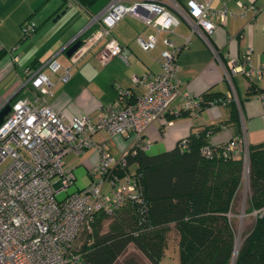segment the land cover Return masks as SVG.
<instances>
[{
	"label": "built area",
	"instance_id": "1",
	"mask_svg": "<svg viewBox=\"0 0 264 264\" xmlns=\"http://www.w3.org/2000/svg\"><path fill=\"white\" fill-rule=\"evenodd\" d=\"M208 2L187 0L181 5L178 0H109L79 32L81 34L91 25H96L68 57L71 62H76L105 37L104 47L97 54L99 62L105 64L114 56L124 59L123 45L110 31L127 14L136 16L157 32L168 33H174L173 28L182 18L201 37L222 67L229 87L224 96L204 100L202 95H194L179 87L176 64L181 47L169 37L162 40L167 48L159 53L161 71L130 78L134 83H143L144 92L134 95L130 88L118 87L115 99L101 105L93 117L75 115L65 119L49 103L53 95L52 84L43 69L47 67L56 72L62 68L58 78L66 81L71 75L68 66L62 67L51 57L35 67L24 68L23 85L29 86L32 96L11 102L9 112L0 122V165L7 162L0 170V264H83L77 250V237L82 230L90 228L96 212L112 215L127 199L140 200L137 175L124 169L129 148L139 146L151 123L156 120L166 122L165 112L176 99H179L177 114L197 111L207 105L235 104L239 132L226 141L222 153L240 157L248 175L245 121L233 76L242 74L246 79L262 80L264 62L254 65L250 46L241 57L223 58L211 38L215 26L224 23L232 12L225 4L214 9ZM67 3L71 5L72 0H67ZM239 5L247 8L242 3ZM250 8L253 12L258 10L254 6ZM21 28L24 36H28L34 31L35 23L25 22ZM135 41L141 49L149 51L156 45L157 34L139 33ZM14 47L16 45L7 50L0 41V52L13 53ZM255 98L264 105V91L257 93ZM101 131L109 136L132 135V142L115 157L109 152L108 137H94ZM187 142V137L180 139V149ZM87 149L97 155L96 162L88 171L91 180L83 188L57 199V193L66 191L76 180L72 168L62 166L63 156L69 152L79 154ZM201 153L210 156L211 148L204 145ZM54 177H58L55 182L52 181Z\"/></svg>",
	"mask_w": 264,
	"mask_h": 264
},
{
	"label": "crops",
	"instance_id": "2",
	"mask_svg": "<svg viewBox=\"0 0 264 264\" xmlns=\"http://www.w3.org/2000/svg\"><path fill=\"white\" fill-rule=\"evenodd\" d=\"M184 5L187 0H178ZM211 8L217 9L225 4L232 12L227 20L218 24L212 33V41L221 51L223 58L241 57L246 48L252 49L251 57L254 65L264 62V7L263 0H207ZM242 3L247 8L240 6ZM106 0H95L89 5L79 0H0V41L8 50L16 45L13 53L6 50L0 52V109L17 98L31 97L29 86H24V68L29 64L44 63L54 57L62 67L68 66L70 77L66 81L59 80L62 68L51 72L47 67L43 71L51 81V107L62 114L65 119L75 115L95 116L101 105L111 102L117 96V88H130L134 95L144 92L143 83H134L133 75L142 76L156 74L161 71L160 51L167 48L164 37L171 38L181 49L177 55V77L180 88L188 89L194 95L203 93L225 94L228 82L224 78L222 67L217 62L209 47L201 37L193 32L189 24L180 18L174 33L155 31L141 19L132 14L125 15L111 28V35L123 45L122 54L112 57L105 64L97 58L104 47L106 38L100 39L76 62H71L64 52L65 45L79 35L89 23L92 15L98 13ZM250 6L257 7L256 12ZM63 11V12H62ZM243 13V15H241ZM59 14L55 20L53 18ZM35 23L34 31L26 39L20 40L21 25L26 21ZM89 30L83 32L84 38ZM153 32L157 34L154 48L149 51L141 49L136 43L137 34ZM20 40V41H19ZM16 55V59L13 56ZM249 79L242 74H235L238 99H240L242 115L245 121L247 142L264 143V105L257 99L256 92L248 88ZM257 88H264V79L255 81ZM179 99L174 100L165 112V120H156L144 131L139 146L147 153L175 147L177 142L191 133L205 127L215 129L210 133L209 141L221 144L239 132L231 104H214L203 106L197 111L175 113ZM108 136L106 132L96 133L99 139ZM108 149L113 156H118L127 145L126 135L108 136ZM78 162L75 165H63L67 168L83 165L91 180L89 167L97 160L91 149L75 154ZM86 183V184H87ZM78 189V188H77Z\"/></svg>",
	"mask_w": 264,
	"mask_h": 264
},
{
	"label": "trees",
	"instance_id": "3",
	"mask_svg": "<svg viewBox=\"0 0 264 264\" xmlns=\"http://www.w3.org/2000/svg\"><path fill=\"white\" fill-rule=\"evenodd\" d=\"M79 1L89 5L95 0ZM20 35V40L30 36ZM255 81L248 80L250 91H264ZM219 95L202 94L204 100ZM229 104L237 123V108ZM214 129L205 126L186 136L181 149L179 141L156 153L138 145L129 148L124 169L137 175L141 198L127 199L112 215L96 212L90 228L77 237L83 264H161L170 237L177 242L179 264H264V143H248L244 212L255 211L256 217L238 241L229 214L242 186L243 162L223 155L226 142L209 141ZM204 145L211 148L210 156L201 153ZM129 245L136 251L127 252Z\"/></svg>",
	"mask_w": 264,
	"mask_h": 264
},
{
	"label": "rangeland",
	"instance_id": "4",
	"mask_svg": "<svg viewBox=\"0 0 264 264\" xmlns=\"http://www.w3.org/2000/svg\"><path fill=\"white\" fill-rule=\"evenodd\" d=\"M109 0H106V3H108ZM108 135V134H107ZM121 135V134H120ZM109 136V135H108ZM106 136V137H108ZM132 135H126L127 139V145L125 148L132 142ZM122 151V150H121ZM120 152V151H119ZM157 152V151H156ZM155 152V153H156ZM159 152V151H158ZM121 153V152H120ZM119 156V155H118ZM63 160L65 161V165L70 164L75 165L79 160L77 155L68 153ZM7 162H4L3 164L0 165V170L6 165ZM79 163V162H78ZM248 168H249V163H248ZM249 170V169H248ZM244 171V170H243ZM73 172L75 174V183L70 185L66 191H61L57 193L56 198L61 199L63 198L67 193L72 192L73 190L77 188H83V186L86 185L88 181V177L86 174V169L83 165H76V167L73 168ZM58 177L52 178V181H56ZM247 180H248V175L247 172L244 171L243 175V180H242V186L240 187L238 193L236 194L237 197L235 198L234 204H233V212H231L230 219L232 221L233 225V231H235L236 239L240 241L242 240V237L247 233L248 230H250L254 224V220L256 217V212H244V209L246 208V203H245V194H246V186H247ZM136 251L135 248H133L132 245H129L127 247V252H132ZM178 246L177 242L174 239V237H170L169 240H167V244L165 247V251L163 256L161 257V264H179L178 260Z\"/></svg>",
	"mask_w": 264,
	"mask_h": 264
},
{
	"label": "water",
	"instance_id": "5",
	"mask_svg": "<svg viewBox=\"0 0 264 264\" xmlns=\"http://www.w3.org/2000/svg\"><path fill=\"white\" fill-rule=\"evenodd\" d=\"M58 16L59 14H56L53 20H55V18H57ZM80 43H81V39L77 36L74 39H72L69 44L65 45L64 52L67 55V57L70 56L77 49ZM10 107H11L10 103H7L5 107L0 109V122L2 121L3 117L7 114V112H9Z\"/></svg>",
	"mask_w": 264,
	"mask_h": 264
}]
</instances>
